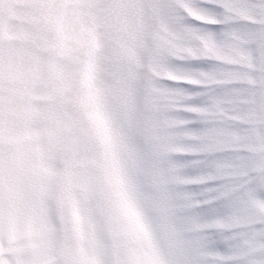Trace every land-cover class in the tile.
I'll return each mask as SVG.
<instances>
[{
  "label": "snow or ice",
  "instance_id": "6c2138e0",
  "mask_svg": "<svg viewBox=\"0 0 264 264\" xmlns=\"http://www.w3.org/2000/svg\"><path fill=\"white\" fill-rule=\"evenodd\" d=\"M0 264H264V0H0Z\"/></svg>",
  "mask_w": 264,
  "mask_h": 264
}]
</instances>
